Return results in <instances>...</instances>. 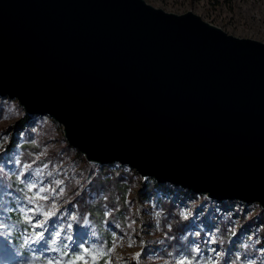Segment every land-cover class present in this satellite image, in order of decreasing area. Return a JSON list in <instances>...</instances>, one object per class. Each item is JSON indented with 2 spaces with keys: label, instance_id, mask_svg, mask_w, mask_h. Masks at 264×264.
Instances as JSON below:
<instances>
[{
  "label": "water",
  "instance_id": "95a60500",
  "mask_svg": "<svg viewBox=\"0 0 264 264\" xmlns=\"http://www.w3.org/2000/svg\"><path fill=\"white\" fill-rule=\"evenodd\" d=\"M0 96L87 163L264 210V43L145 0H0Z\"/></svg>",
  "mask_w": 264,
  "mask_h": 264
},
{
  "label": "rangeland",
  "instance_id": "374dc122",
  "mask_svg": "<svg viewBox=\"0 0 264 264\" xmlns=\"http://www.w3.org/2000/svg\"><path fill=\"white\" fill-rule=\"evenodd\" d=\"M145 1L169 13L192 12L228 34L264 43V0ZM24 115L15 99L0 96V170L14 175L23 185L20 190L12 191L0 181V205L6 200L3 206L6 211L0 214L15 209L24 220L31 221L32 230L44 232L34 225L44 221L41 208L48 210L55 203L56 216L51 217L45 227L50 232L49 226L56 225L55 230L61 232L56 244H52L55 237H50L49 232H44L45 239L49 240L46 244L33 237L26 242L30 250H41L48 261H60V264H68L77 255H83L87 264H98L102 256L106 258L104 264H181L191 259L198 264H219L226 255L241 264H264V213L260 215L262 209L257 205L215 202L171 184L144 180L133 169L121 164H110L102 177L112 181L116 178V188L106 184L99 192L88 191L90 180L83 164L87 162L68 144L62 127L46 115H27L29 120L21 126ZM57 180L61 181L59 186ZM30 181L36 182L37 189L49 188V200L42 203L36 190L29 191ZM68 186L77 188L75 196L90 192L87 201L94 206L97 228L104 237L88 216L78 219L76 206L66 200ZM61 188L63 194H60ZM29 197L33 198L31 204ZM174 215L187 221L190 230L205 229L209 224L217 228L206 230L200 237L203 243L193 238L189 239L193 244L188 243L186 247L180 245L183 238L182 233H178L174 247L166 249V243L171 241L167 232ZM222 233L229 235L224 237ZM216 239L222 242L217 243ZM163 252L167 254L165 259L160 258ZM0 264L24 263L7 250L0 252ZM76 264H84V261H76ZM227 264H231L228 259Z\"/></svg>",
  "mask_w": 264,
  "mask_h": 264
},
{
  "label": "trees",
  "instance_id": "16d2710c",
  "mask_svg": "<svg viewBox=\"0 0 264 264\" xmlns=\"http://www.w3.org/2000/svg\"><path fill=\"white\" fill-rule=\"evenodd\" d=\"M29 120V117L27 115L23 116L22 125ZM21 149H25L23 146H21ZM45 163V161L43 162ZM85 169H86V177L89 179V186L88 191L91 190V192H99L102 188V186L106 184H111L116 188L115 186L117 184L116 178L112 181L110 178L103 179V175L106 174L108 169L110 168V165L107 166H96V165H90L85 162H83ZM40 165V164H39ZM114 178V176H112ZM0 181L1 183H4L8 189H11L12 191L20 190V188H23V185H20V182L17 180V178L14 175L7 174L3 170H0ZM152 181V180H150ZM153 183V181H152ZM154 184V183H153ZM71 188V189H70ZM77 189V188H76ZM75 186L66 188V200L70 204H74L78 210L79 214V220H82L83 217L88 216V219L96 226V228L99 226L98 223V217L96 215L94 206L92 207L87 201V197H89V193H85V191L82 194H78L75 196ZM228 202V201H226ZM44 203V201L42 202ZM106 204L112 206L113 203L111 201H106ZM6 205V200L3 201V203L0 205V211H6L4 210L3 206ZM49 205H42V207L47 208ZM170 209V208H168ZM170 211V210H168ZM260 215H263V211L259 210ZM199 226L202 227V222H199ZM10 227V228H9ZM217 228L216 225H206L205 229L200 230L199 235H196L195 237L197 239H200V237L208 230V228ZM187 221H184L180 218H177L176 215L173 216L171 221L170 230L167 232L168 242L166 243V249H172L175 244V239H177L178 233H182V242L180 245H183L184 247L187 246L188 243H190L189 239L190 236H185V230H187ZM98 229V228H97ZM100 233H102L101 236L104 237L103 232L98 229ZM97 230V231H98ZM184 230V232H183ZM37 230H32V227L29 222L24 220L20 213L15 209H10V211L5 212V214H0V252L3 253L4 251H11L12 254H14V257L19 260L20 263L24 264H47L48 260L43 256L42 251H34L30 250L26 244L30 239H34L33 237H36ZM229 234L222 233V236L226 237ZM25 240V242L23 241ZM207 241V242H211ZM217 243L222 242L221 239H216ZM215 241V242H216ZM47 243H49V240H47ZM8 248V249H5ZM207 250V248H206ZM160 258L165 259L166 253H161ZM105 256H102L100 260L98 261V264H104ZM227 259L231 261V264H241L237 263L236 261L230 259V256L226 255L223 260L219 262V264H227ZM184 264H198L195 262V259H191L190 261L187 260ZM209 264H213V262H210Z\"/></svg>",
  "mask_w": 264,
  "mask_h": 264
},
{
  "label": "snow or ice",
  "instance_id": "6c2138e0",
  "mask_svg": "<svg viewBox=\"0 0 264 264\" xmlns=\"http://www.w3.org/2000/svg\"><path fill=\"white\" fill-rule=\"evenodd\" d=\"M37 175H39V173H37ZM60 183H61V181H59V180L56 181L57 186H59ZM28 190H29V191L36 190V192H37V198H38L39 200H43V201H47V200H49V196L47 195V193L50 191V189L47 188V187H43V186H41V187H39V188L37 189V184H36V182H32V181H30V182L28 183ZM51 191H52V192H55L56 189H51ZM42 194H43V195H42ZM60 194H63V189H62V188L60 189ZM28 202H29L30 204L33 203V198H32V197H29ZM41 211H42V214H43V216H44V221H43V222L38 221V222L34 225V227L44 229V232H49V228H48V227H45V224L47 223V221H48L51 217L56 216V205H55V203H53L50 209H48V210H43V209L41 208ZM73 219H75V217H73ZM29 223H31V221H29ZM85 223H87V220H85ZM49 227H51V229H52V230L49 232V236H50V237H52V236L55 237V239H52L51 242H52V244H56L57 241L60 239L61 232L55 230L56 225H50ZM68 227L70 228L71 225H68ZM44 232H37V233H36V241H37V242L42 241V242H44L45 244L47 243V240L45 239ZM67 239L70 240L71 237H68ZM84 252L87 253V252H88V249L85 248V249H84ZM138 256H139V254H138ZM81 260L84 261V264H87V261L84 259V256H83V255H77V256L74 258V260L69 261L68 264H76V261H81ZM47 264H60V261H55V262H54V261H52V260H49V261L47 262ZM181 264H184V262L182 261Z\"/></svg>",
  "mask_w": 264,
  "mask_h": 264
},
{
  "label": "built area",
  "instance_id": "2783aa9c",
  "mask_svg": "<svg viewBox=\"0 0 264 264\" xmlns=\"http://www.w3.org/2000/svg\"><path fill=\"white\" fill-rule=\"evenodd\" d=\"M199 232L200 230H190L189 228H187V230H185V236H190V239L192 240L193 238H196V235H199ZM197 241L199 243H203L201 239H197ZM190 244L192 245L193 243L190 242Z\"/></svg>",
  "mask_w": 264,
  "mask_h": 264
},
{
  "label": "bare ground",
  "instance_id": "6f19581e",
  "mask_svg": "<svg viewBox=\"0 0 264 264\" xmlns=\"http://www.w3.org/2000/svg\"><path fill=\"white\" fill-rule=\"evenodd\" d=\"M237 202V201H236ZM241 203V202H240ZM242 204H244V203H242ZM246 205H249V204H246ZM263 210V209H262ZM264 211V210H263Z\"/></svg>",
  "mask_w": 264,
  "mask_h": 264
}]
</instances>
